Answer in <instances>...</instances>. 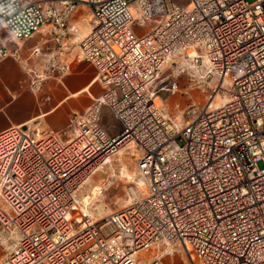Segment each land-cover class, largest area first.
<instances>
[{"label": "built area", "instance_id": "obj_1", "mask_svg": "<svg viewBox=\"0 0 264 264\" xmlns=\"http://www.w3.org/2000/svg\"><path fill=\"white\" fill-rule=\"evenodd\" d=\"M79 4L90 25L72 40ZM43 27L29 67L21 46ZM70 44L101 92L62 129L0 130V264H138L159 244L196 264H264V0H0V62L19 60L34 93L68 71L53 48ZM173 63L218 81L183 122L157 102ZM103 106L119 133L101 122ZM121 145L136 151L127 200L93 218L81 189Z\"/></svg>", "mask_w": 264, "mask_h": 264}, {"label": "crops", "instance_id": "obj_2", "mask_svg": "<svg viewBox=\"0 0 264 264\" xmlns=\"http://www.w3.org/2000/svg\"><path fill=\"white\" fill-rule=\"evenodd\" d=\"M76 10L69 17V23L76 28L72 40H77L90 25L89 7L81 4ZM48 38L47 28L43 27L22 44L20 50L29 67L34 64L32 49L44 45ZM53 50L60 60L68 63L69 69L45 80L38 93L28 87L30 73L19 60L6 57L0 62V130L11 125H28L31 130L62 129L72 112L82 111L100 94L95 67L78 56L75 46ZM1 242L7 245L8 240L4 237Z\"/></svg>", "mask_w": 264, "mask_h": 264}, {"label": "rangeland", "instance_id": "obj_3", "mask_svg": "<svg viewBox=\"0 0 264 264\" xmlns=\"http://www.w3.org/2000/svg\"><path fill=\"white\" fill-rule=\"evenodd\" d=\"M172 1L179 5L187 3V0ZM80 5L77 6V9H79ZM88 18H90V12ZM132 28L139 35L143 32L142 26L133 24ZM88 30L89 26L87 30L82 32V35ZM82 35H78V37ZM189 72L195 74L194 79H190ZM199 74L200 71L195 69L182 70L175 63L169 64L163 69L160 78H167L161 82V86H164V88L158 91L157 102L163 104L172 118L183 122V114H185V109L190 107L189 104L203 105L209 101L210 95L214 96L215 86L218 82L217 78H201ZM220 98L222 97L219 95L214 100L221 102L222 99ZM101 122L112 135L119 133L121 130L119 121L112 115L107 106L102 108ZM135 157V147L126 145L122 152H115L111 156V160L103 168L95 171L86 181L81 189V198L83 200V195L89 196L87 198V210L93 218H100L110 211L121 207L126 202V190L129 183L133 181L136 171ZM105 182L106 186L101 193H93L91 191V188L95 185H101ZM138 257V264L142 263L143 258L144 260L159 258L162 264H196L195 258L191 259L187 251L179 245H153L147 251H141Z\"/></svg>", "mask_w": 264, "mask_h": 264}, {"label": "bare ground", "instance_id": "obj_4", "mask_svg": "<svg viewBox=\"0 0 264 264\" xmlns=\"http://www.w3.org/2000/svg\"><path fill=\"white\" fill-rule=\"evenodd\" d=\"M196 71H198L197 69H195ZM222 99V98H221ZM219 103H221V102H219V100H217V101H215V103L214 104H219ZM126 148V145H122V146H120L119 148H118V150H117V152H119L121 149H125ZM121 152V151H120ZM111 160V158L109 159V161ZM97 186V185H96ZM93 191V190H92ZM96 191V190H95ZM89 196L88 195H85L84 196V198H83V202L84 203H87V198H88ZM82 202V205H83V209L86 211V209H85V206H84V203Z\"/></svg>", "mask_w": 264, "mask_h": 264}]
</instances>
